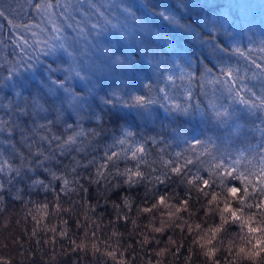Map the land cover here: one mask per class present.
<instances>
[{
  "label": "snow or ice",
  "instance_id": "obj_1",
  "mask_svg": "<svg viewBox=\"0 0 264 264\" xmlns=\"http://www.w3.org/2000/svg\"><path fill=\"white\" fill-rule=\"evenodd\" d=\"M156 14L170 26L192 33L193 39L207 48L210 57L224 53L239 62L205 66L199 74L177 63L174 72H160L159 85L146 83L144 94L125 95L126 83L121 81L100 95L95 78L114 69L128 70L131 62L101 45L99 39L109 32L126 37L132 24H139L133 9L122 0H0V89L18 76L35 74L38 69L47 76V80L41 81L43 95L25 97L20 91L14 97L0 95V215L6 211L8 196L20 202L24 219L32 221L31 229L25 227L20 234H9L21 258L20 264L36 253L46 255L45 246L51 247L53 260L58 255L68 256L82 250L79 236L73 238L70 234L65 215L74 217L72 223L78 232L83 230L86 237L95 240L100 227L95 214L98 209L110 207L114 213L108 221L111 237L121 236L120 222L134 223L122 208L137 213L151 211L147 202L138 206L131 195H119V202L109 199L113 192L125 187L151 184L156 189L153 194L156 206L167 199L158 192V186L174 177L189 186L185 203L192 198L193 190L211 195L208 188L212 181L225 194L238 199L251 191L246 181L250 173L255 177L252 184L260 192L250 195L254 204L249 208L255 207L264 214V145L256 152L254 169L247 172L240 171L243 156L223 158L202 141L191 142L183 151L173 152L162 137L138 139L130 129H124L112 143L103 146L102 152L98 151L103 116L101 112L93 113L96 127L86 126L90 99L98 100L104 107L146 109L159 105L166 112L180 114L204 104L217 120L227 116L225 105L229 102L264 112V40L254 46L229 49L221 39L228 36L226 19L202 20L208 35L201 38L198 31L194 32L190 24L182 23L176 15L163 10ZM58 53L66 56L67 62L54 66L49 58ZM60 94L63 99L58 104L46 99ZM49 112L54 113L51 119L47 118ZM66 114H70L68 119ZM259 132L264 135V126L259 127ZM93 187L94 199L89 191ZM32 193H43L45 199H32ZM47 194L52 197L50 201ZM77 208L83 211L84 220L90 219L88 213L93 214L95 228L91 232L80 215H73ZM53 215L59 217V226L48 227V234L42 236L40 222ZM100 217L102 222L103 215ZM58 239L68 241V247L60 245L59 252ZM9 246L0 235V248ZM101 255L112 256L114 264H132L131 260L116 258L111 251ZM0 264L13 261L0 256ZM183 264L196 261L192 255L184 254Z\"/></svg>",
  "mask_w": 264,
  "mask_h": 264
},
{
  "label": "trees",
  "instance_id": "obj_2",
  "mask_svg": "<svg viewBox=\"0 0 264 264\" xmlns=\"http://www.w3.org/2000/svg\"><path fill=\"white\" fill-rule=\"evenodd\" d=\"M249 1L144 0L142 3L141 0H122L133 9L139 18V24H132V31L126 37L118 32H109L100 37L99 43L110 47L115 55L130 61L131 68L114 69L96 77L99 83L98 93L106 94L124 81L125 95L144 94L146 83L159 85L162 82L160 72H174V65L177 63L195 74L202 72L205 66L212 68L217 64L238 63L236 57L224 53L210 57L207 48L194 40L192 33L170 26L156 13L163 10L176 15L182 23L190 24L194 32L198 31L201 38L208 35L201 25L202 20L226 19L228 36L221 37L225 47L246 48L264 40V17L261 22H255L256 27H251L252 21L247 16V10L252 3ZM262 5L264 13V1ZM246 33L252 38L249 44L242 37ZM61 55V58H49V62H53L54 66L65 64L67 57L62 53ZM42 80H47L42 69H38L35 74L25 73L0 89V95L14 97L16 91L22 92L25 97L37 93L43 95ZM46 99L50 103L58 104L63 96L60 94L56 98ZM89 105L86 126L96 127L93 113L101 112L103 116V128L97 142L99 152L103 151V146L112 143L121 135L124 129H130L137 134L138 139L162 137L173 152L183 151L191 142L202 141L211 145L214 152L223 158L243 156L245 159L241 160L240 171L247 172L250 168L254 169L256 152L264 145V135L259 132V127L264 126V112L235 102L225 105L228 114L222 120H217L204 104L191 107L187 114L166 112L159 105L146 109L104 107L94 99L89 100ZM68 115L70 114H66V119ZM53 117V112L47 114V118ZM203 175L206 176V173ZM254 179L250 173L246 176L251 191L238 199L225 194L212 181L208 188L211 195L205 196L193 190L192 198L185 203V193L189 186L179 183L178 178L174 177L165 185L158 186V192L167 197L160 206L153 202L156 189L151 184L118 189L110 195V200L119 202V195H131L138 206L147 202L146 206L151 211L137 213L135 210L129 212L122 208L121 211L131 215L134 223L125 225L121 221L118 227L122 235L111 237L108 221L114 216L113 209H98L94 219L100 227L98 239L95 240L86 237L83 230L78 232L72 223L74 217L65 215L64 218L69 219L70 234L73 238L79 236L82 250L68 256L58 255L53 260L51 247L45 246L46 255L36 253L25 264H72L73 260L77 264H114L112 256L101 255L108 251L113 252L118 259L131 260L132 264H146L148 260L152 264H157V261L162 264H183L184 254L192 255L196 264H225V261L229 264H264V256L261 255L264 253V214L255 207L249 208L254 204L250 195H258L260 192V188L252 184ZM89 191L94 199L95 188H90ZM47 195L50 201L52 197ZM31 198L45 199V194L32 193ZM5 200L6 211L0 215V235L10 246L0 248V256L10 258L13 264H20L21 258L9 234H20L25 227L31 229L32 221L24 219V210L19 201L8 196ZM73 215H80L82 223L88 225L87 231L91 232L95 228L91 219L92 213H88L89 220H84L83 211L79 208L75 209ZM100 215H103L102 222ZM56 226H59L57 215L42 220L39 225L41 235L48 234V227ZM25 240L27 242V238ZM60 245L68 247V241L58 239L57 252Z\"/></svg>",
  "mask_w": 264,
  "mask_h": 264
},
{
  "label": "rangeland",
  "instance_id": "obj_3",
  "mask_svg": "<svg viewBox=\"0 0 264 264\" xmlns=\"http://www.w3.org/2000/svg\"><path fill=\"white\" fill-rule=\"evenodd\" d=\"M240 1H244V0H240ZM262 1L264 0H250L249 2L251 3V8H249V10H247V16L251 19L252 21V25L251 27H256L255 22L259 23L262 21L263 17H264V13L262 12ZM263 15V16H262ZM262 23L264 24V20L262 21ZM237 33H239L241 35V33L239 31H237ZM242 37L245 39V42L247 44H249L252 41V38L250 37V35H248V33H246L245 35H242ZM61 53H58L55 58H61Z\"/></svg>",
  "mask_w": 264,
  "mask_h": 264
},
{
  "label": "clouds",
  "instance_id": "obj_4",
  "mask_svg": "<svg viewBox=\"0 0 264 264\" xmlns=\"http://www.w3.org/2000/svg\"><path fill=\"white\" fill-rule=\"evenodd\" d=\"M5 259H10V258H5Z\"/></svg>",
  "mask_w": 264,
  "mask_h": 264
}]
</instances>
